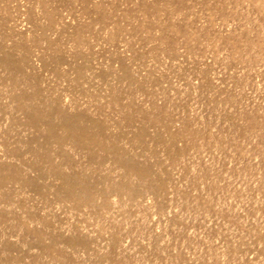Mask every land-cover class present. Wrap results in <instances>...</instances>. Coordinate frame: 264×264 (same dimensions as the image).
Segmentation results:
<instances>
[{"label": "rangeland", "instance_id": "obj_1", "mask_svg": "<svg viewBox=\"0 0 264 264\" xmlns=\"http://www.w3.org/2000/svg\"><path fill=\"white\" fill-rule=\"evenodd\" d=\"M0 264H264V0H0Z\"/></svg>", "mask_w": 264, "mask_h": 264}, {"label": "bare ground", "instance_id": "obj_2", "mask_svg": "<svg viewBox=\"0 0 264 264\" xmlns=\"http://www.w3.org/2000/svg\"><path fill=\"white\" fill-rule=\"evenodd\" d=\"M31 114V113H30ZM30 116V115H29ZM28 117V116H27ZM30 118V117H29ZM39 119H41V117L39 118ZM76 118H74V117H67L66 119H64V123H65V125L67 126V127H69V128H74V127H78V125H77V121L75 120ZM77 132V131H76ZM79 133H82V132H79ZM83 134V133H82ZM76 136V135H75ZM74 136V137H75ZM77 137V136H76Z\"/></svg>", "mask_w": 264, "mask_h": 264}]
</instances>
